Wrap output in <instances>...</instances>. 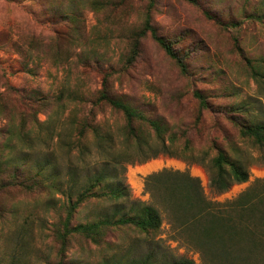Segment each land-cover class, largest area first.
<instances>
[{
  "label": "rangeland",
  "instance_id": "1",
  "mask_svg": "<svg viewBox=\"0 0 264 264\" xmlns=\"http://www.w3.org/2000/svg\"><path fill=\"white\" fill-rule=\"evenodd\" d=\"M92 1L0 0V92L8 83L29 96L38 92L50 99L49 106H37V119L44 123L39 136L51 127L55 132L44 143L37 139L38 131H33L29 145L16 142L8 160H25L33 168L49 160L64 185L71 179L82 184L92 173L111 166L93 141L83 155L77 150L68 153L59 145L70 131L68 121L77 114L91 111L96 122L113 131L122 125L121 116L98 101L105 83L111 98L141 109L149 118L161 119L170 131H179L178 146L188 142L194 152L185 157L160 154L144 162H120L115 170L130 200L151 203L143 180L162 170L187 171L198 178L204 197L213 203L233 202L248 191L264 193V149L242 141L237 128L224 117L243 106L264 121V0H194V4L186 0H100L104 9L97 13L91 8ZM147 11L157 33L185 55L187 75L149 36L141 41L136 60L126 64L132 36L141 29ZM62 12L76 16L77 30L63 21ZM205 12L229 25L221 28ZM249 63L262 77H252ZM194 92L205 95L211 104L209 111H201L199 120ZM60 94L75 96L77 105L56 108L52 103ZM115 143L120 152L119 140ZM214 143L234 146L249 174L247 182L221 194L210 187L206 167L189 156ZM44 200L37 192L0 191V264H112L118 259L129 263L151 252L156 259L169 262L189 259L211 264L200 249L174 239L163 212L155 234L111 228L100 244L76 234L63 242L57 232L64 214L48 209ZM58 200L63 198L54 195L51 202L59 205ZM82 207L72 226L110 213L106 202Z\"/></svg>",
  "mask_w": 264,
  "mask_h": 264
},
{
  "label": "trees",
  "instance_id": "2",
  "mask_svg": "<svg viewBox=\"0 0 264 264\" xmlns=\"http://www.w3.org/2000/svg\"><path fill=\"white\" fill-rule=\"evenodd\" d=\"M194 4V0H186ZM91 8L94 12L103 11L104 2L93 0ZM151 8V2H150ZM150 11H147L141 29L132 36L126 64H132L140 53L141 41L147 36L170 58L179 68L182 75H187L188 68L185 55L177 52L172 44L160 36L150 21ZM207 19L212 20L221 28L229 25L205 12ZM61 17L66 24H73L77 30V18L70 12H62ZM264 19V16L263 18ZM262 23V21H260ZM250 73L253 78L262 77V73L251 63ZM105 83L100 92V101L109 110L121 116L123 123L115 129L100 125L91 112L72 116L68 121L70 131L59 145L68 153L77 150L82 155L88 149L89 141L102 153L111 166H105L86 177L82 184L78 179H71L64 185L58 176L52 172L49 160L31 167L25 160L11 162L10 153L17 144L28 146L33 139V131L37 139L48 143L55 135L54 129H46L42 134V125L37 119V106H49L51 101L38 92L31 96L24 91L15 89L8 83L0 92V191L21 190L28 193L37 192L46 201L48 209L64 214L60 220L58 237L61 241L72 234L79 235L94 244H100L108 229L128 227L137 232L150 235L160 230L162 224L161 212L165 213L177 241H182L200 249L211 264H264V193L244 192L237 200L225 204L213 203L203 195L200 181L187 171L162 170L146 176L144 188L151 198V203L132 201L130 195L118 179L116 166L120 162H144L160 154L173 157H185L193 153L188 142L178 146L179 131H170L161 119L149 118L145 113L123 100L113 99L107 93ZM199 104L198 120L201 111H209L211 104L206 96L194 92ZM76 103L73 95L63 94L55 97L52 105L58 109ZM223 110V109H222ZM238 113L224 116L237 128L242 141H247L256 149H264V121L247 113L245 107L236 109ZM248 114V115H247ZM60 114L53 118L59 121ZM2 119V120H1ZM51 117L47 119L49 123ZM90 136V137H89ZM56 137L61 140L60 133ZM89 138V139H88ZM115 139L119 140L120 152L115 149ZM232 154L227 150L228 148ZM214 154L210 156L209 153ZM229 153V154H228ZM238 150L232 145L222 146L215 143L209 149L202 151L190 159L200 163L210 173L209 185L217 193H225L233 185L247 182L249 174ZM1 177H4L2 179ZM63 198L59 205L52 203L53 196ZM106 202L110 213L97 217L83 224L71 225L73 217L82 206L92 203ZM96 217V216H95ZM259 223V226H258ZM253 225H255L254 228ZM262 228V232H260ZM112 264H195L189 259L166 261L156 259L154 253H147L140 259L129 263L118 259Z\"/></svg>",
  "mask_w": 264,
  "mask_h": 264
}]
</instances>
